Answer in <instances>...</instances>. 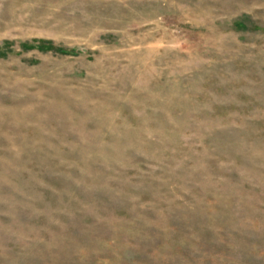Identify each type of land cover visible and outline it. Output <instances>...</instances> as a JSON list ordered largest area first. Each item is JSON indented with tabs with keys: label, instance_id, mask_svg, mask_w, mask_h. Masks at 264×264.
I'll return each instance as SVG.
<instances>
[{
	"label": "rangeland",
	"instance_id": "rangeland-1",
	"mask_svg": "<svg viewBox=\"0 0 264 264\" xmlns=\"http://www.w3.org/2000/svg\"><path fill=\"white\" fill-rule=\"evenodd\" d=\"M0 264H264V0H0Z\"/></svg>",
	"mask_w": 264,
	"mask_h": 264
}]
</instances>
